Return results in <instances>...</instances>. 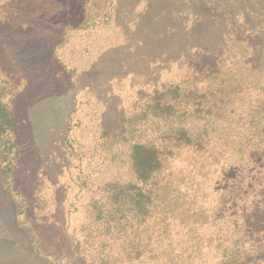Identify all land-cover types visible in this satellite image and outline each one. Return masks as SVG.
<instances>
[{
    "label": "rangeland",
    "instance_id": "374dc122",
    "mask_svg": "<svg viewBox=\"0 0 264 264\" xmlns=\"http://www.w3.org/2000/svg\"><path fill=\"white\" fill-rule=\"evenodd\" d=\"M55 1L0 0V19L21 17L41 42L29 50V66L60 83L63 98L57 101L64 114L58 125H35L37 105H24L23 81L15 83L14 71L0 65V99L11 113L13 130H19L12 135L15 144L9 142L12 148L0 151V203L8 198L13 204L18 226L12 232L0 221V264H96L94 258L112 264L105 255L110 239L108 250L120 258L118 231L127 221L123 215L136 221L135 204L122 217L109 215L107 210L121 205L118 196L125 189L104 185L131 183L128 196L146 190L131 167L146 171L149 158L136 151L133 164L132 143L162 150L152 175L172 186L161 190L166 213L160 218L174 229L150 259L128 262L122 256L123 264H264V71L246 78L237 62L243 55L238 41L245 37L255 38L264 56V0H110L111 18L143 16L155 24L141 27L130 50L125 49L133 44L127 30H104L100 53L89 60L84 48L95 31L61 32L51 20ZM192 4L198 14L189 12ZM103 12L101 6L85 14L97 18ZM27 37L28 32L19 38ZM225 48L231 59L222 64ZM211 65L217 68L212 71ZM92 68L112 81L102 84ZM46 86L43 93H57ZM105 128L121 130L99 136ZM69 134L77 146L72 149L64 139ZM30 147L50 149L66 170L60 182L67 181L72 192L69 197L64 191L58 207L48 182L52 173L46 177L43 167L32 178L16 166ZM8 167L14 168L9 177ZM19 190L30 194L27 202ZM179 194L190 200L183 208L185 225L170 215ZM92 197L99 203L91 204ZM163 206L157 207L159 213ZM25 210L32 221L25 219ZM52 218L57 223L51 224Z\"/></svg>",
    "mask_w": 264,
    "mask_h": 264
},
{
    "label": "trees",
    "instance_id": "16d2710c",
    "mask_svg": "<svg viewBox=\"0 0 264 264\" xmlns=\"http://www.w3.org/2000/svg\"><path fill=\"white\" fill-rule=\"evenodd\" d=\"M110 0H89V2H85L82 0H56L53 5V12H56V16L51 19L56 22V24L60 25L61 32L63 30L75 28L79 29L82 32L85 31H92L94 30L95 33L92 35L90 40L88 41V46L84 48V58H87L88 60L92 58L93 56L100 53L101 46L104 44L105 40L101 38L102 32L107 29L114 30L117 29V33H122L126 31V33H130V36L132 37L133 44H129V46H126L125 49L130 50L135 46V42L138 39V36L135 35L140 32L141 27L144 24H155V19L150 18L147 22L145 21V17H133L131 19H125L124 21H119L116 19L111 18L109 14H107V8L109 5ZM43 4V3H42ZM45 14H47V10L49 9V5L46 4ZM102 6V9H104V12L99 17H89L87 12L92 10H98ZM113 7L116 5L113 4ZM189 12L192 14L195 12V9H198L196 5H190L189 6ZM193 10V11H192ZM11 14L14 13L13 5H11L10 9ZM86 13V14H85ZM196 13V12H195ZM200 13V12H199ZM198 14V13H196ZM48 20L47 18H45ZM186 19V18H185ZM28 26V27H27ZM27 26H24L23 21L21 17L16 16H9L6 18L0 19V62L1 66L9 67L14 71L15 83H21L23 81L22 87L24 90H22L20 93L23 94L21 100H23L26 104L33 103V109L34 106L37 109L35 112L37 114L39 113V119L35 121V125H44L46 127L54 125V124H60L62 123L64 119V114L61 111L60 102L57 100H61L59 97V92H61V86L60 83H57L56 78H49L44 76H38L35 74V71L29 66L28 58L31 56L29 50H34L36 47L34 45H39V40L34 39L32 36V29H30L31 25L27 24ZM118 28H122V32H119ZM28 29V30H27ZM28 32V37L20 39L19 37L22 35L25 37L26 33ZM150 32H147L149 35ZM24 34V35H23ZM145 38V36H143ZM144 38H142L141 43L144 42ZM41 41V40H40ZM239 43H243L242 47V54L240 55L239 60L237 61L240 65L239 71L243 74L244 77H249V75H252L256 72L264 71V56L261 54L259 43L255 40L253 37H245L242 41H238ZM29 43V44H28ZM43 43V42H42ZM228 54V48L223 50V63L224 60L225 63L231 59V56L226 59V56ZM239 54V53H238ZM249 58V59H248ZM97 59V58H96ZM213 69L217 68V66H208ZM74 66V70H75ZM92 74L93 76H96L102 81V84L104 82H111L112 77H106L103 78L101 74H97L98 72H94L95 70L92 68ZM218 72V71H217ZM228 73V72H227ZM231 74V72H230ZM232 76H229L231 80L234 79L235 76L231 74ZM248 81H251L248 80ZM54 86L56 88V94H53L49 96L48 94L43 93V89L47 86ZM14 85V88H17ZM63 98V97H61ZM77 106H74L73 112L77 111ZM233 113V112H232ZM100 118V117H99ZM69 119V117H68ZM81 118H77V126H79ZM16 121V117H15ZM49 123H47V122ZM88 123V122H87ZM26 124V123H25ZM57 124V125H58ZM89 124V123H88ZM16 125H18V121H16ZM27 125V124H26ZM29 125V124H28ZM90 125V124H89ZM35 128H33L34 130ZM71 127L66 131L70 132ZM102 129V128H101ZM121 130V128L119 129ZM119 130H110L109 128H105L103 130H100L98 133L99 136H107V134H117L119 133ZM12 133V134H11ZM19 130H13V121L11 113L9 112L8 108L4 106V103L0 99V151H2L4 148L7 150H10L12 146L15 144L12 142V135L17 136L15 134H18ZM180 132L178 133V135ZM66 138L65 142L69 145V148L72 149V147H77L69 138L71 139V135L64 136ZM12 142L13 145L10 147V143ZM2 143V144H1ZM9 144V145H8ZM7 145V146H6ZM136 151H141L143 154L149 158L148 161V168L146 171L139 170L137 167H133L132 170L135 172L137 178L141 180L143 185H145L146 190L139 192L135 195L131 193L130 196H128V193L126 191L129 190V186H131V183H123L120 184L116 181L113 182H105L104 189H106V185H117L119 188L125 189L122 194L120 193V196H118V202L121 204L120 206H117L113 209L107 210V213L110 215L111 213L113 215H121L122 217V211H132L133 206L132 203H134V210H135V217L136 221L133 222L132 219L126 218L124 216V221L121 223V229H119L118 232L122 233V236H118L119 238H122L121 242L118 244V250L121 251L120 258L117 256L119 254L111 253L109 249V245H113V239H110V242H108V248L106 256H109L111 259L112 264H123V258L127 260L128 262L136 261L141 256L150 259L154 254H156L160 250V244L162 240L167 236V234H170L169 232L172 231L173 226L167 229L165 224H162L160 214L166 213V208H164L163 197L160 195L161 190H163L165 187L172 188V186L165 182V181H159L157 180L153 175V170L155 167H158L161 163V149L160 148H153L144 146L142 144H136L132 143L130 145V157H132V163L134 162V154ZM53 152L48 148H41L38 150H35L34 148H28L25 153H23L22 161L20 162V159H18V162L16 163V166L23 167L22 172L25 173V176H34V174L38 173L43 167L46 172V177H48L51 173L54 175V180L50 181L48 180L50 186L52 187V195H55V199L57 202L55 207H58L61 205L60 201L63 199V194L65 192H69V197L72 192L71 189H69V186H66L67 181L62 180L61 183L60 177H64L66 175V170L61 167L55 162V158L53 157ZM51 156V157H50ZM50 157V158H49ZM9 171L4 172L8 177L13 175L14 168L8 167ZM54 171V172H53ZM5 189H7V186H4ZM33 188V187H32ZM22 189H27V186H25ZM137 189L141 190V187H137ZM159 190V191H158ZM158 191V192H157ZM19 193H21V199L25 200L26 202L29 199V195L26 192H21L19 190ZM6 195V194H5ZM187 195L179 194L177 197H174V202L177 203L176 208H174L173 211H171L170 215L173 216L179 224H186V218L184 217V205L187 203V205L190 203V200H187ZM52 197V196H50ZM54 200V197H52ZM99 199L98 197H92L91 204L99 203L97 202ZM121 200V201H120ZM172 200V199H171ZM104 208H106L105 204H102ZM163 206V209L160 211L162 213H159L157 207ZM105 211H102L104 213ZM24 216L26 217L28 221H32L31 216L27 215V210L24 212ZM69 213V212H68ZM65 214L64 222H61V227L63 228V232H65V223L67 213ZM104 214V218L108 216ZM0 221L3 223L4 226L7 228H10L13 232L14 230L18 231V226L16 223L15 218V211L13 208V204L9 201L8 198L3 199L0 203ZM57 220L55 218H52L50 223L55 224ZM178 223H173V225H177ZM18 224L20 222L18 221ZM32 229V227H30ZM27 232L28 230L25 229ZM109 230V229H108ZM168 230V233H167ZM110 235H114V231L110 230ZM117 237V238H118ZM76 242H80L81 238L79 236H75ZM36 241H39L37 239ZM96 242V241H95ZM100 242H98L99 244ZM94 245V244H93ZM20 248V247H18ZM23 249V248H22ZM39 249V248H38ZM34 251V254H37L36 251L32 248L31 252ZM95 261H97L96 264H102L100 258H94Z\"/></svg>",
    "mask_w": 264,
    "mask_h": 264
}]
</instances>
